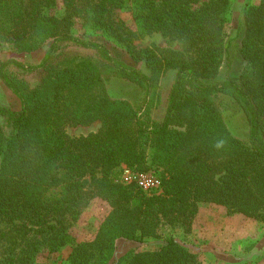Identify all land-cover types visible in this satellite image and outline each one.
<instances>
[{
    "label": "trees",
    "instance_id": "16d2710c",
    "mask_svg": "<svg viewBox=\"0 0 264 264\" xmlns=\"http://www.w3.org/2000/svg\"><path fill=\"white\" fill-rule=\"evenodd\" d=\"M130 1L0 0V41L26 51L52 41L38 65L0 62V81L20 101L18 111L0 105V264H16L31 233L45 235L50 253L71 244L66 222L78 220L94 197L112 211L94 240L72 243L68 264H110L116 239H159L163 225L189 226L204 202L264 224V0L244 14L243 72L221 81L216 78L226 52L223 29L231 0H204L197 8L200 0L135 1L139 7L134 17L142 32L180 41L194 50L188 58L163 56L162 51L159 56L154 47L136 48V33L118 17ZM58 2L61 15L51 12ZM75 18L121 42L150 73L118 63L101 43L75 36ZM61 43L101 52L103 71L83 62L56 71L53 63ZM10 65L50 76L43 87L31 89L8 75ZM170 69L175 80L156 121L144 109L160 75ZM105 74L143 89V106L135 110L105 98H77ZM218 94L232 98L245 115L246 142L226 129L214 103ZM90 120L100 121L98 132L77 138L66 134L69 123ZM4 127L12 132L7 135ZM220 139L225 143L217 149ZM122 166L135 173L154 172L159 192L146 194L135 184L118 181ZM37 248L29 244L27 257L33 258ZM116 264L200 263L169 238L158 250L131 252Z\"/></svg>",
    "mask_w": 264,
    "mask_h": 264
},
{
    "label": "rangeland",
    "instance_id": "374dc122",
    "mask_svg": "<svg viewBox=\"0 0 264 264\" xmlns=\"http://www.w3.org/2000/svg\"><path fill=\"white\" fill-rule=\"evenodd\" d=\"M135 1L131 0L127 7L119 11L118 17L136 33L133 38L136 48H157L159 56H161L160 51L163 52V56L170 54H178L177 56L181 55L185 58L193 56L194 50L188 49L180 41L171 40L161 33H143L139 20L134 17L139 7ZM203 1L200 0L195 8L199 7ZM259 3L260 0H231V5L225 14L223 29L226 52L223 53L216 80L221 81L229 77L238 78L243 72L246 64L240 50L245 31L244 14L251 7L258 6ZM51 12L61 15V3L58 2ZM74 22L72 33L75 36L101 43L118 63L150 73L144 62L135 61L121 42L93 28L90 23L78 18H75ZM51 43V40H47L42 42L39 48L26 51V49L19 50L13 45L0 41V62L15 59L24 64L38 65L44 59ZM60 47L53 63L56 71L78 66L82 62L95 65L100 72L103 71L105 60L101 52L66 43H61ZM7 73L9 76L24 80L31 89L43 87L50 76L46 71L26 73L12 65L7 67ZM175 74V70L170 69L160 75L152 89L148 106H145L144 110L148 113H145L146 117L149 116L156 121L162 118ZM73 96L76 95L71 94V98ZM90 96L128 103L133 109L138 110L143 106L145 91L119 77L105 74L101 77V83L91 87L87 94L77 95V98L87 101ZM214 103L229 134L238 141L246 142L249 137V124L238 104L232 98L222 94L214 98ZM0 105L15 111L20 109L19 99L1 81ZM95 111V109L92 110V115ZM100 127L99 120H90L86 123L71 122L65 127V132L69 137L77 138L96 133ZM4 129L7 135L12 132L9 127H4ZM133 174L137 173L131 172L124 166L120 167L116 173L118 181L125 184H135ZM111 211V207L104 200L98 197L91 199L78 220L66 222V232L72 239V243L94 240ZM158 232L161 236L159 239L147 238L142 243L124 238L116 239L110 264H116L119 258L131 252L158 250L162 247L164 240L169 238H173L195 254L200 264H264V224L243 214L232 213L228 207L223 205L200 203L198 212L189 226L163 225ZM44 236L42 233H31L19 251L16 264H68L72 243L64 246L57 253H50L47 243L43 242ZM29 244L38 247L34 251L33 258L27 257ZM3 257L4 253L0 250V260Z\"/></svg>",
    "mask_w": 264,
    "mask_h": 264
},
{
    "label": "built area",
    "instance_id": "2783aa9c",
    "mask_svg": "<svg viewBox=\"0 0 264 264\" xmlns=\"http://www.w3.org/2000/svg\"><path fill=\"white\" fill-rule=\"evenodd\" d=\"M133 180L137 188L146 194H152L160 190V179L154 172L133 174Z\"/></svg>",
    "mask_w": 264,
    "mask_h": 264
},
{
    "label": "clouds",
    "instance_id": "9594fccd",
    "mask_svg": "<svg viewBox=\"0 0 264 264\" xmlns=\"http://www.w3.org/2000/svg\"><path fill=\"white\" fill-rule=\"evenodd\" d=\"M224 143H225L224 140L220 139V140L216 141L214 147L217 148V149H220V148H222L224 146Z\"/></svg>",
    "mask_w": 264,
    "mask_h": 264
}]
</instances>
